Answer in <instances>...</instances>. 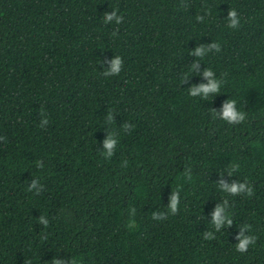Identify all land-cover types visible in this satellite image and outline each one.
Returning a JSON list of instances; mask_svg holds the SVG:
<instances>
[{
    "label": "trees",
    "instance_id": "16d2710c",
    "mask_svg": "<svg viewBox=\"0 0 264 264\" xmlns=\"http://www.w3.org/2000/svg\"><path fill=\"white\" fill-rule=\"evenodd\" d=\"M0 264H264V0H0Z\"/></svg>",
    "mask_w": 264,
    "mask_h": 264
},
{
    "label": "clouds",
    "instance_id": "9594fccd",
    "mask_svg": "<svg viewBox=\"0 0 264 264\" xmlns=\"http://www.w3.org/2000/svg\"><path fill=\"white\" fill-rule=\"evenodd\" d=\"M112 15H115V14L113 13ZM112 15H107V14H106V19H109V20L112 19ZM231 15L234 17V16H235V12L231 13ZM235 23H236V21L234 20V21H233V24H235ZM119 63H120L119 59H118L117 61H114V62H113V70H114V71L117 69V66H118ZM209 74H210V73H209ZM215 87H216L215 84H213V85L211 86V88H212L213 90L215 89ZM204 90L207 91L208 88H205ZM225 117H226L227 119H229L230 121H231V120H236L237 118H239V119H243V116H239V117H238V114H236V113L232 110L231 104H229V105L226 106ZM240 187L242 188L243 186H240ZM232 191H233V192H236V191H237V187H236V186H233ZM176 204H177V200H176L175 197H173V200H172V207H173V210H174V211H175V209H176ZM218 216H219V209L217 210V218H218ZM247 243H248L247 240L242 241L241 244H240L239 247H238V250H239V251H244L245 248H246V244H247Z\"/></svg>",
    "mask_w": 264,
    "mask_h": 264
}]
</instances>
